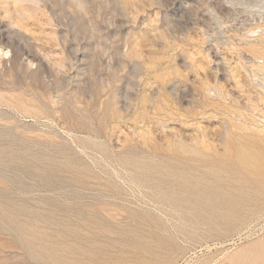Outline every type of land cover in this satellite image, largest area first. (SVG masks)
I'll use <instances>...</instances> for the list:
<instances>
[{
    "label": "rangeland",
    "instance_id": "obj_1",
    "mask_svg": "<svg viewBox=\"0 0 264 264\" xmlns=\"http://www.w3.org/2000/svg\"><path fill=\"white\" fill-rule=\"evenodd\" d=\"M0 264H264V0H0Z\"/></svg>",
    "mask_w": 264,
    "mask_h": 264
}]
</instances>
